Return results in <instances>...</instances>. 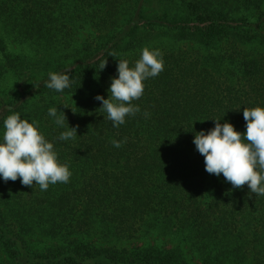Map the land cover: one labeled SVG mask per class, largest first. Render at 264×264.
I'll use <instances>...</instances> for the list:
<instances>
[{"label": "trees", "instance_id": "obj_1", "mask_svg": "<svg viewBox=\"0 0 264 264\" xmlns=\"http://www.w3.org/2000/svg\"><path fill=\"white\" fill-rule=\"evenodd\" d=\"M165 40L186 45L150 48L164 70L113 127L95 97ZM51 72L71 87H44ZM245 107H264V0H0V129L38 121L72 172L46 191L0 179V264H264V196L209 174L193 143L211 119L246 131Z\"/></svg>", "mask_w": 264, "mask_h": 264}, {"label": "clouds", "instance_id": "obj_2", "mask_svg": "<svg viewBox=\"0 0 264 264\" xmlns=\"http://www.w3.org/2000/svg\"><path fill=\"white\" fill-rule=\"evenodd\" d=\"M106 63L102 65V70ZM164 70L163 54L158 49L145 47L140 58L130 66L126 59H119L118 75L111 80L109 96L97 95L101 102L100 110L106 113L104 119L112 122L113 127L125 124L126 118L141 112L133 101L139 100L145 91V81L158 76ZM72 80L67 73L51 72L44 87L56 92L70 88ZM66 107V106H65ZM68 108V107H67ZM145 118L150 113H143ZM48 116L61 129L58 140H74L78 135L76 127L65 123V113L56 107L48 109ZM246 131H237L230 122L221 123L211 119L215 127L211 130L195 133L193 143L204 157L205 170L217 177L223 175L233 188H242L245 184L251 194L264 196V107L243 110ZM113 140L112 144L120 148L126 143ZM72 172L67 163L60 161L54 144L40 130L38 121L21 118L20 113L12 112L3 120L0 129V179L4 182L20 180L25 186L38 185L46 191L50 185L68 183Z\"/></svg>", "mask_w": 264, "mask_h": 264}, {"label": "rangeland", "instance_id": "obj_3", "mask_svg": "<svg viewBox=\"0 0 264 264\" xmlns=\"http://www.w3.org/2000/svg\"><path fill=\"white\" fill-rule=\"evenodd\" d=\"M87 32H82L81 35H80V40L82 41L85 37H87ZM170 42L172 41H169V40H165L163 42H154V43H151L149 44V48H154L156 46H160L161 44L162 45H167V46H175L176 48H179L181 46H185L186 44H177V45H174V44H171ZM12 49L15 51V52H20L22 49H24V52L26 54H29V55H32L34 56L35 55V50L32 49L28 44H23V46L21 45H13L12 46ZM154 242V240H153ZM142 244V243H140ZM119 247H122V246H126L125 243H119L117 244Z\"/></svg>", "mask_w": 264, "mask_h": 264}]
</instances>
